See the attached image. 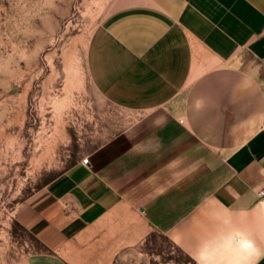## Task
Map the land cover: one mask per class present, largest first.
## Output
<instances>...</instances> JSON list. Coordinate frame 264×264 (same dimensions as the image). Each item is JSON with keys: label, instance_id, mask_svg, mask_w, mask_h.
<instances>
[{"label": "crops", "instance_id": "0c3cea01", "mask_svg": "<svg viewBox=\"0 0 264 264\" xmlns=\"http://www.w3.org/2000/svg\"><path fill=\"white\" fill-rule=\"evenodd\" d=\"M85 66L137 120L16 206L41 247L19 264H69L75 243L115 226L124 242L152 226L173 244L213 235L205 264H264V0H119ZM238 236L251 249L233 257Z\"/></svg>", "mask_w": 264, "mask_h": 264}, {"label": "rangeland", "instance_id": "374dc122", "mask_svg": "<svg viewBox=\"0 0 264 264\" xmlns=\"http://www.w3.org/2000/svg\"><path fill=\"white\" fill-rule=\"evenodd\" d=\"M118 3L0 0V264H19L41 249L14 221L16 206L137 120L94 89L85 66L91 33ZM138 222L127 221L126 234ZM115 227L75 243L69 264H205L197 251L215 248L213 235L173 244L154 226L124 242ZM242 239L228 254L247 252L239 250Z\"/></svg>", "mask_w": 264, "mask_h": 264}, {"label": "bare ground", "instance_id": "6f19581e", "mask_svg": "<svg viewBox=\"0 0 264 264\" xmlns=\"http://www.w3.org/2000/svg\"><path fill=\"white\" fill-rule=\"evenodd\" d=\"M250 249H251L250 242L245 240V239H242L241 242H240L239 250L248 252Z\"/></svg>", "mask_w": 264, "mask_h": 264}, {"label": "built area", "instance_id": "2783aa9c", "mask_svg": "<svg viewBox=\"0 0 264 264\" xmlns=\"http://www.w3.org/2000/svg\"><path fill=\"white\" fill-rule=\"evenodd\" d=\"M79 163H80L81 165H83V166L88 165V158H87V157L81 158V159L79 160ZM261 194H262V193L260 192L259 195H261Z\"/></svg>", "mask_w": 264, "mask_h": 264}]
</instances>
